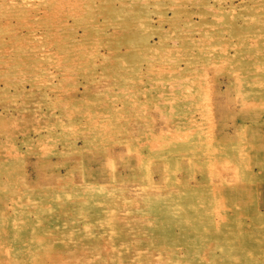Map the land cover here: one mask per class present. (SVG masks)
Masks as SVG:
<instances>
[{
  "label": "rangeland",
  "instance_id": "obj_1",
  "mask_svg": "<svg viewBox=\"0 0 264 264\" xmlns=\"http://www.w3.org/2000/svg\"><path fill=\"white\" fill-rule=\"evenodd\" d=\"M0 264H264V0H0Z\"/></svg>",
  "mask_w": 264,
  "mask_h": 264
},
{
  "label": "bare ground",
  "instance_id": "obj_2",
  "mask_svg": "<svg viewBox=\"0 0 264 264\" xmlns=\"http://www.w3.org/2000/svg\"><path fill=\"white\" fill-rule=\"evenodd\" d=\"M58 1H59V0H58ZM71 1H72V0H71ZM61 2H62V0H61ZM75 2H76V1H75ZM54 3H55V2H54ZM72 4H74V3H72ZM59 5H60V4H59ZM79 7H80V6H79ZM40 8H41V7H40ZM62 8H63V7H62ZM59 9H60V8H59ZM59 9H58V10H59ZM55 12H56V11H55ZM63 12H64V11H63ZM223 52H224V51H223ZM72 61H73V60H72ZM41 82H42V81H41ZM21 94H22V93H21ZM154 142H155V141H154ZM152 144H154V143H152ZM12 147H13V146H12ZM4 152H5V151H4ZM5 251H6V250H5ZM6 252H7V251H6ZM7 255H8V254H7ZM7 255H6V256H7ZM3 260H6V259H3ZM61 262H62V261H61Z\"/></svg>",
  "mask_w": 264,
  "mask_h": 264
}]
</instances>
